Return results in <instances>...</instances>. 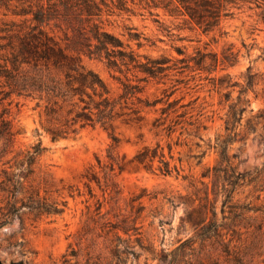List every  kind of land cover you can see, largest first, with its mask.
<instances>
[{
  "label": "rangeland",
  "instance_id": "rangeland-1",
  "mask_svg": "<svg viewBox=\"0 0 264 264\" xmlns=\"http://www.w3.org/2000/svg\"><path fill=\"white\" fill-rule=\"evenodd\" d=\"M134 2H130L132 11L117 10L107 16L105 27L140 55L169 59L166 66L184 67L177 60L196 56L199 50L222 58L231 49L238 62L225 69L219 65L211 74L201 70H186L183 74L167 70L152 78L147 95L151 100L159 99V104L156 109L146 110L143 123L119 129V151L130 160L144 147L159 145L171 167L176 166L180 173L163 176L159 171L132 168L117 175L115 188L110 190L96 160L99 157L103 163L107 161L112 141L106 131L86 128L76 136L53 141L41 127L34 101L21 100L18 106L14 105L15 162L42 142L45 150L27 182L49 210L40 213L38 209L23 208L20 217L10 223L0 218V260L4 264H124L113 251L115 237L109 233L110 225L119 220L131 224L135 221L140 229V235L130 239L120 233L128 240L125 245L131 252L126 255L125 264H198L190 251L182 257L184 252L179 248L187 240L195 241V248L201 244L196 220L199 200L208 192L213 199L212 178H204L203 174L220 160L223 142L229 134V106L238 103L249 68L257 74V84L241 97L249 100V107L240 104L247 111L237 125L229 155L239 173L256 174L264 169L263 15L246 8L235 10L232 17L223 21L225 34L220 37L203 33L184 18L167 15L150 0ZM130 32L140 35V40L130 41ZM177 47L184 50V55L178 54ZM88 65L112 82L102 62L88 61ZM175 100L179 101L173 107L177 112L171 107L164 114L169 102ZM182 114L185 116L178 117ZM176 122L182 124L175 125ZM158 165L156 162L155 168ZM92 167L98 173L100 185L92 180L94 176H87ZM7 195L0 193L1 198ZM24 196L20 190L17 198ZM253 199L248 183L236 190L235 200ZM221 201L220 198L216 203L219 219ZM204 253L206 258L207 252ZM263 260L264 251L256 262Z\"/></svg>",
  "mask_w": 264,
  "mask_h": 264
},
{
  "label": "trees",
  "instance_id": "trees-1",
  "mask_svg": "<svg viewBox=\"0 0 264 264\" xmlns=\"http://www.w3.org/2000/svg\"><path fill=\"white\" fill-rule=\"evenodd\" d=\"M150 1L167 15L184 18L203 33L220 37L225 34L223 21L232 17L235 10L259 11L264 17V0ZM130 2L135 4L134 0H0V193H8L6 198L0 197V218L6 223L20 217L23 208L38 209L40 213L49 210L27 182L45 150L42 142L32 146L20 162H15L17 131L12 116L14 105L18 106L21 100L36 103L41 127L53 141L76 136L86 128L99 127L109 134L112 143L106 163L99 157L96 159L107 190L115 188L117 175L132 168L159 171L163 176L180 173L176 166L171 167L159 145L144 147L130 160L121 155L119 129L143 123L146 110L156 109L159 99L151 100L147 95L152 78L167 70H177L180 74L201 70L211 74L219 65L225 66L223 69L236 65L238 56L231 49L222 58L199 50L196 56L177 60L184 64L177 67V64L166 66L169 59L140 55L105 27V18L117 10L132 11ZM140 38L130 32V41ZM176 50L184 55L183 49ZM88 61L102 62L112 82L90 67ZM245 80L241 97L247 96L257 84V74L249 68ZM241 97L238 103L229 106L226 119L229 134L223 142L220 160L203 174L204 178H212L213 199L208 192L199 200L196 220L201 244L195 248L196 242L187 240L179 248L184 252L182 257L190 251L198 264H264V260L256 262L264 251V169L256 174L239 173L229 155V145L236 140L237 125L249 107V100ZM178 102H169L164 114ZM242 103L247 107H241ZM158 122L159 119L155 120L157 127ZM37 132L41 134L39 129ZM156 162L158 168H155ZM96 173L92 167L87 176H94L92 180L100 185ZM245 183L252 186L251 202L235 200L236 190ZM20 190L25 196L17 198ZM220 198L222 217L219 219L216 203ZM131 222L119 220L110 225L109 233L115 237L113 251L124 264L131 252L125 245L128 240L120 233L128 239L140 235L135 221ZM204 252L209 260L203 257Z\"/></svg>",
  "mask_w": 264,
  "mask_h": 264
},
{
  "label": "water",
  "instance_id": "water-1",
  "mask_svg": "<svg viewBox=\"0 0 264 264\" xmlns=\"http://www.w3.org/2000/svg\"><path fill=\"white\" fill-rule=\"evenodd\" d=\"M0 264H4L1 260H0ZM11 264H23L22 262H14V263H11Z\"/></svg>",
  "mask_w": 264,
  "mask_h": 264
}]
</instances>
